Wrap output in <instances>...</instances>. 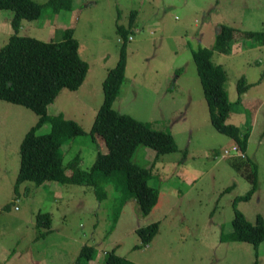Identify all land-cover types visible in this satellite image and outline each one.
I'll list each match as a JSON object with an SVG mask.
<instances>
[{
    "label": "rangeland",
    "instance_id": "1",
    "mask_svg": "<svg viewBox=\"0 0 264 264\" xmlns=\"http://www.w3.org/2000/svg\"><path fill=\"white\" fill-rule=\"evenodd\" d=\"M35 1L42 4L40 16L22 19L18 34L59 40L64 25L73 24L79 55L90 66L84 85L62 88L47 105L49 114L61 110L85 130L62 143L63 162L77 155L78 167L88 170L96 151L105 150L103 139L89 133L103 98V79L96 74L116 63L122 42L116 21L127 27L132 9L137 14L128 32L125 76L115 105L139 119L147 117L150 108L160 113V109L174 112L179 107L174 112L178 149L160 154V160L147 145L134 149L135 162L154 163L148 183L159 188L158 202L141 215L131 195L120 208V197L126 192L121 174L118 190L105 185L108 196L104 200L96 198L90 185L55 180L41 184L23 180L15 192L19 145L15 144L12 156L4 155L2 149L8 147L9 139L5 129L0 133V264L22 260L26 264H75L83 244L94 247L90 264H106V252L112 249L134 264H264V239L257 246L220 239L221 232L232 229V201L250 187L253 165L256 189L249 199L239 200L237 207L252 222L258 212L264 217V46L248 38L230 53H212V61L227 71L224 88L231 106L226 122L242 129L250 126L246 155L232 150L235 140L210 122L191 54L198 45L213 44L220 23L264 30V0H72L70 12L63 9L53 18L47 0ZM10 12L0 10V46L13 33ZM178 67L185 72L180 74ZM174 73L178 79L173 88ZM241 75L252 84L237 99L236 81ZM168 89L190 99L179 106L163 102ZM5 112L18 114L24 131L37 118L31 109L0 99V116ZM50 128V122H45L36 132ZM116 208L118 220L110 229ZM37 210L51 213L48 229L35 225ZM155 219L160 220L157 233L148 243L134 247L140 242L134 228Z\"/></svg>",
    "mask_w": 264,
    "mask_h": 264
},
{
    "label": "trees",
    "instance_id": "2",
    "mask_svg": "<svg viewBox=\"0 0 264 264\" xmlns=\"http://www.w3.org/2000/svg\"><path fill=\"white\" fill-rule=\"evenodd\" d=\"M46 4L51 7L54 14L63 9L70 10L72 0H47ZM7 8L11 10L9 21L13 33L0 46V99L21 104L37 115L36 121L25 131L19 143V165L13 184L14 191L17 192L18 185L23 180H32L36 184L55 180L90 185L96 198L104 200L108 196L105 185L110 184L112 190H118L121 174L126 192L120 197V208L125 204L127 195H131L137 203L139 213L148 214L159 199L158 186L148 183L154 175V163L144 166L135 162L132 159L133 151L140 144L147 145L155 151L156 159L162 153L177 150L178 144L168 129L154 127L149 121L118 111L113 106L125 76L128 32L131 30L137 10H130L127 27L116 21V30L122 38L119 56L116 63L107 69L102 80L103 98L89 129L92 137L99 136L103 139L105 150L98 149L90 168L85 170L78 167L77 155L64 163L60 150L64 141L84 133L85 130L77 121L65 118L61 111L49 114L47 110V105L62 88L77 89L88 71V61L79 55L74 28L65 25L61 29L59 40H42L31 35H21L18 34L21 20L40 16L42 4L35 0H0V10ZM119 17L120 11L117 10L116 20ZM248 38H253L257 44L264 46V30L243 29L233 24L220 23L210 47L198 45L191 49L207 102L210 122L218 131L231 136L237 149L244 155L250 126L247 125L248 130L247 127L242 129L241 125L226 122L231 106L224 88L227 71L221 63L212 61V53L214 50L230 53ZM250 85L244 75L238 77L237 99H240ZM45 122H50V130L36 132ZM250 182L251 185L245 193L233 198L232 229L227 233L221 232V240H243L257 246L264 239L263 215L256 213L252 222L237 207L239 200L249 199L256 189L255 165ZM118 214L119 208H116L110 229L115 226ZM51 221L49 211L37 210L35 213L36 226L48 229ZM159 223L160 220L155 219L136 226L134 231L140 242L134 247L148 243L157 233ZM106 253L104 258L106 264H134L115 253L114 249ZM93 254L94 247L83 244L75 258V264H87L88 260L93 258ZM254 264H257L256 261Z\"/></svg>",
    "mask_w": 264,
    "mask_h": 264
},
{
    "label": "crops",
    "instance_id": "3",
    "mask_svg": "<svg viewBox=\"0 0 264 264\" xmlns=\"http://www.w3.org/2000/svg\"><path fill=\"white\" fill-rule=\"evenodd\" d=\"M70 12V10H68ZM61 12H55L54 14H52V18L57 14ZM64 16V15H63ZM8 18V17H7ZM68 18L71 20L72 19V13L68 14ZM8 21V19H7ZM74 22V20H73ZM10 24V23H9ZM11 25V24H10ZM66 25H71L74 28L73 24H66ZM65 26V25H64ZM236 26V25H235ZM219 30V27H218ZM109 68V67H108ZM107 68V69H108ZM179 70L182 69V67H178ZM107 69L102 71V73H97L96 76H101V78L103 79ZM176 69V68H175ZM90 66L88 68L87 74L83 80V82L80 84L79 87H81L82 85H84L85 81H87L88 77H90ZM185 72V68L182 69L181 73ZM175 76H173L174 79V84H173V88L175 87V84L177 82V75L176 73H174ZM88 83L91 84V82L89 81ZM252 84V83H251ZM78 87V88H79ZM77 88V89H78ZM121 89H122V84L120 86V90L118 95L116 96L114 102H113V106L114 108H116L118 111L123 112L121 109L117 108V106L115 105L117 99L119 98L120 94H121ZM247 94V90L243 92V95ZM163 96L165 98V100L163 102H166L168 104H174V105H181V104H186V102H188V100L190 99L188 96L182 95V96H177L173 90H166V92L163 93ZM10 104H4L5 107H9ZM99 106V105H98ZM179 107H176V109L174 110V112L176 110H178ZM61 111V110H59ZM160 113H158L157 111H154L153 108H150V110L147 111V117L145 118H141L142 120H146L149 121L154 127H158V128H164V129H168L169 131H171V133L173 134V136L175 137V130H179L176 127V123H175V114L173 111H168L165 112L163 109H160ZM62 112V111H61ZM63 113V112H62ZM64 115V114H63ZM2 118V120H0V126H1V131L0 133H2L5 129L8 130L9 132V139L7 140L6 144H7V148L6 149H2V151L4 152V155L7 154L9 156H12V152H13V148L15 146V144L18 142V145L20 143V140L23 136V134L25 133L24 131V127H23V123L20 122L19 118H18V114L15 113H8L5 112L4 114H2L0 116ZM7 118H11L10 122H8L6 119ZM36 119V118H35ZM32 125V124H31ZM104 149V148H101ZM246 152V151H245ZM155 157V155H154ZM161 156L159 155L156 160H160ZM118 220V218H117ZM117 222V221H116ZM116 224V223H115ZM114 228V227H113ZM94 260V257L88 260L87 264H90L92 261ZM37 262V261H34ZM19 264H26L25 261H20Z\"/></svg>",
    "mask_w": 264,
    "mask_h": 264
},
{
    "label": "built area",
    "instance_id": "4",
    "mask_svg": "<svg viewBox=\"0 0 264 264\" xmlns=\"http://www.w3.org/2000/svg\"><path fill=\"white\" fill-rule=\"evenodd\" d=\"M231 149H232V150H238L235 144L231 147ZM224 151H225L226 154H228L229 151H230V149H227V148H226ZM240 152H242V151H240ZM242 154L244 155L243 152H242Z\"/></svg>",
    "mask_w": 264,
    "mask_h": 264
}]
</instances>
